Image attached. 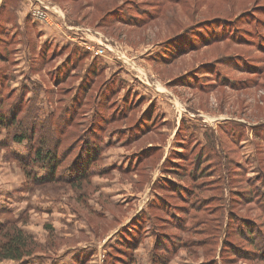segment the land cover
<instances>
[{"label": "rangeland", "instance_id": "obj_1", "mask_svg": "<svg viewBox=\"0 0 264 264\" xmlns=\"http://www.w3.org/2000/svg\"><path fill=\"white\" fill-rule=\"evenodd\" d=\"M55 1L69 24L96 28L122 52L108 48L99 58L92 56L84 46H93L94 51L99 48V40L90 36L75 41L63 38L55 41V45L48 37H42L45 23L37 20L41 30L33 25L29 36L17 35V43L6 47L11 53V61L0 62V70L9 69L8 86L3 83L5 76L0 73L2 116L6 107L1 105L2 101L10 102L15 98L19 102L13 101L12 109L21 110L19 96L23 97L26 105L34 104L33 113L41 123L55 108L71 105V102L75 106L79 99L85 98L83 109L87 108V113L76 120L71 129L80 125L79 129L86 130L89 119L94 115V99L101 100L107 90L100 87L103 81L96 74L86 97L82 93L77 94L74 89L82 81L88 83L91 74H94L88 68L90 59H96L105 68L106 78L117 74L123 79L118 96H109L101 106L100 115L106 116L107 121L102 123L97 117L98 125L103 124L107 132L119 131V135H126L129 131L130 140L123 144L119 136L111 134L113 143L107 147L104 141L98 143L96 132L97 135L85 136L75 147L80 146L81 153L87 142L89 147L85 153H89L92 143L101 145L100 173L96 169L91 181L86 185L79 183L78 187L60 183L59 180L34 186L32 179L28 181L19 165L9 158L8 152L28 155V142L38 147L34 149L47 144L52 147L51 138H48L45 129L41 132L32 127V122L25 121L23 134L27 142H10V129H14L10 119L0 123V224L11 218L15 227L29 238L26 249H23L25 255L19 261L0 260V264H113V258L108 261L109 253L113 251L111 246L122 240L121 230H134L132 219L146 213L149 202L157 194L161 200L155 202L149 213L156 222L158 218V224L163 226L167 237L187 234L170 225L172 223L170 217H165L164 207L179 204L186 208L195 203L197 217L216 222L215 212L208 211L212 207L219 208L220 194L224 202L223 226L227 220L224 208L232 207L230 212L234 217L237 216L235 213L238 214L236 218L242 231L239 236H234L236 224L233 222L228 229L226 241L233 244V249L230 246H224V249L236 251L234 255L226 251L219 255L224 240L222 230L218 245L203 247L204 242H201L202 245L195 248H182L168 264H208L212 258L220 264L222 257L233 258L228 264H264V239H260L249 227L253 224L257 232L264 231V211L258 205L261 200L255 197L256 201H253L245 184L228 185L225 180L219 193L218 183L211 181L209 173L203 177L200 173L195 174L192 178H198L191 182V177H177L178 172L166 171V168H182L187 164H190L189 169L192 167L194 155H185L177 139L182 122L184 131L193 140V147L197 145L201 148L207 144V136L223 141V147L216 144L214 149L223 160L226 152L229 154L227 160L239 167L243 164L246 171L239 170L237 174L242 173L246 180L257 179L261 167L264 171V138L255 139L261 132L264 136V0ZM3 2L0 0V6ZM36 5L37 0H22L18 12L21 16H31ZM49 14L54 15L50 11ZM19 22H22L21 18ZM10 34L14 36V32ZM61 43V48L74 46L89 57L77 59L72 53L69 63L72 65L75 61L74 67H69L66 73L65 67L56 69L67 55L66 50L53 54V48ZM154 58L161 62H155ZM129 90L144 99L145 103H138L132 109L126 106L127 109L123 110L124 105L122 108L117 103ZM150 101L155 102V111L163 118L164 124L154 119L145 123L147 117L139 119ZM115 104L120 107L118 112L122 108V113H117ZM65 123L60 124L62 128ZM232 123L243 127L242 137L236 138V131L228 129ZM17 125L22 128L21 122H15L14 126ZM223 131L227 132L229 141ZM255 132L257 134L254 135ZM37 135L40 139H36ZM219 150H224V153ZM176 154H179L176 156L177 165L170 164ZM92 156L93 152L89 159ZM128 157H132L130 161L133 164L128 163ZM258 158L262 159V163H258ZM85 165H80L81 173ZM37 173L43 175L42 170L38 169ZM216 175L230 180L225 167ZM163 176L169 179L168 184L160 185L161 189L152 188L153 183L162 181ZM170 184H184L190 189L188 205L179 203L181 196L173 187H167ZM255 186L264 192L260 184ZM98 203L108 210L103 216L93 213L99 210L96 207ZM179 211L182 213L183 208L178 210L179 217L183 219L185 215ZM11 230L9 233H12ZM148 233L145 232L143 241L134 250V264H150L152 238ZM3 234L0 240L7 238ZM160 252L164 253L163 250ZM115 258L120 261L117 264H124L126 260L122 250H117Z\"/></svg>", "mask_w": 264, "mask_h": 264}, {"label": "trees", "instance_id": "obj_2", "mask_svg": "<svg viewBox=\"0 0 264 264\" xmlns=\"http://www.w3.org/2000/svg\"><path fill=\"white\" fill-rule=\"evenodd\" d=\"M21 0H4L3 4L0 7V62L5 64L6 62L11 61V53H9V50L7 48L9 47V44L12 46L13 43H17V35L19 36H29L30 32L32 30V27L34 28L33 24L29 22L28 16L23 20L22 26L17 24V15H16V10L20 4ZM56 2L55 0H53ZM58 3V2H57ZM127 22V21H126ZM30 25V26H29ZM224 25V23H223ZM11 32H14V36H11ZM31 39V38H30ZM7 47V48H6ZM51 48V47H50ZM49 49V48H48ZM52 49V48H51ZM53 54L55 53H61L66 50L67 55L65 56V59L63 62L60 63V66H58L56 69L59 68H66L65 73L69 70V67H71L75 64V61L72 65H70V58L72 56V53L75 54L77 59H82L83 57H89L86 53L81 52L79 49H77L74 46H66L62 48H53ZM7 50V51H6ZM62 55V54H61ZM95 59V58H93ZM163 59V58H162ZM74 60V59H73ZM155 62H161L158 60V58L153 59ZM72 63V62H71ZM5 67V66H4ZM88 68H90L94 74H91L90 80L88 83L82 81L76 90L77 94L82 93L81 95H84L85 97L87 96V90L89 86L93 84V76L100 75L103 83L100 87H104L107 91L105 95L100 99L97 97L94 99V103L92 105V109L94 110V115L91 116L89 119V125L87 126L86 130L84 129H79L81 126L77 129H71L72 125L76 124V120L81 119L84 117V115L87 113V108L83 109V100L85 99H79V102L76 103V105H73V102H71V105L68 104L67 106H63L61 108H55L52 114L48 117V119L44 122L41 123L34 115V104L29 103L28 105L23 102V97L19 96L21 102H22V107L20 111H16L12 109L11 103L14 101H18L15 98L10 101V102H5L2 101L1 105L6 106L5 110L3 112L4 116H2V112L0 113V123L5 122L6 120L10 119V124L13 125L12 127L14 129H10L11 134H12V139H10V142H16L19 144H23L26 140V136L23 134V130L26 128V125L24 124L26 122H32L33 125L32 127L34 129L37 128L39 131H44L47 133L48 138H51V143L54 146V141L56 140V148L53 149V146L51 147L50 145H44L40 149H34L38 147H33V142H28L29 144V154L28 155H21L19 153H13V152H8L9 158L14 161L16 164L19 165L20 170L25 174V178L29 181L30 178L32 179L31 181L33 182L34 186L40 185V184H47V183H52L55 180H59L58 182L63 183V184H69V185H76L75 187L79 186V183H84L86 185L88 182L91 181L92 176L95 173L96 169H99V173L101 172V156L103 153V150L101 149V145L97 146V144L92 143V146L89 148V153H85V150L89 147L88 143L86 142L84 144L85 149L80 151V146L79 148L75 147L76 143L79 141L80 143L84 139L83 137H87L91 134H95L96 132L98 134V143L101 141V144L104 141L105 146L109 147L112 145V141L109 135H117L119 136L121 143H126L128 142L129 139V131L127 132L126 135H119V131H110L107 132L105 129H103V124L98 125L97 122V117L101 119L102 123L104 121H107L106 116L100 115V109L103 104H105V101L109 96L115 97L118 96V93L120 90V86L122 87V78L117 75V74H112L108 78L105 77V68L101 66L96 59L91 60L89 63ZM72 70V69H71ZM9 69L3 68L0 70L1 76H5L3 78V83L8 86V80H9ZM58 71V70H57ZM89 71V69H88ZM87 75V74H85ZM69 77V75L67 76ZM66 77V78H67ZM83 78L85 77L84 75L82 76ZM7 79V80H6ZM122 79V80H121ZM2 81V78H1ZM61 82V81H60ZM46 94V93H45ZM132 94V95H131ZM131 95V98H130ZM126 98H125V97ZM121 96L122 98L120 100V106L124 105V109H127L129 107L132 109V107L143 104L145 103V100L142 98H139L134 92L131 93V91H126L125 95ZM119 98V97H118ZM139 103V104H138ZM149 106H147V109L143 112H141L140 120L144 119V117H147V121L145 123H148L150 119H154V121L159 122L160 124H164L163 118L158 116V114L155 111L156 104L154 101L149 102ZM115 104V108L117 109V113H122V108L121 112H118V109L120 107ZM71 106V107H70ZM73 106V108H72ZM82 106V107H81ZM113 112V111H112ZM16 113V114H15ZM19 115V116H18ZM150 117V118H149ZM62 119H64L63 122ZM21 122L22 123V128L21 126H14L15 122ZM63 125H60L61 123ZM152 123V122H150ZM149 123V124H150ZM0 126H2L0 124ZM226 129V128H225ZM229 130L236 131V138H240L243 136L242 130L243 127L240 124H234L232 123L231 126L228 127ZM84 130V131H83ZM179 132L177 133V139L179 140V143L181 148L185 151V155L190 156L194 155L193 158V163L192 167L189 169V165H183L182 168H166V171L172 172V173H177V177H183L186 176L188 179L195 174L203 175L204 174H210L211 176V181L218 183L219 187V193L221 191V185L224 184V181H227V184H236V183H242L245 184L246 191L249 193L250 197L253 199V201H256V199H260L261 203H258L260 205V208L264 211V192H261L255 185L260 184L261 188L264 189V171L262 170V167L260 168L261 171L259 173L258 178L254 180H246L245 176L240 173L237 174V171L243 170L246 171V167L241 164V166H237V164H234L232 161L227 160V156L229 155L228 153H224V150H219L224 153L225 157L224 160L220 153L217 154L216 150L214 147L216 144L220 147H223V141L220 139H213V136H207V144L199 148V146H194L193 147V140L186 134V131H184V122H182L179 125ZM227 131V129H226ZM224 132V135L227 138V132ZM14 132V134H13ZM221 132V134L223 133ZM181 133V134H180ZM262 133V132H261ZM259 133L260 135L255 136V139H262L264 136ZM95 134V135H97ZM257 134L256 132L254 135ZM223 135V134H222ZM118 138V137H117ZM36 139H40L38 135L36 136ZM106 139V140H104ZM183 142H181V141ZM50 141V140H49ZM229 141V140H228ZM27 142V141H26ZM78 142V143H79ZM232 145L235 146V143ZM236 148V147H235ZM76 149V150H75ZM93 152V156L91 159H89L90 154ZM256 153L257 152V147H256ZM181 154V153H180ZM176 154L175 157L173 158L174 160L169 161L170 164H176V159H177ZM82 156V158H81ZM173 157V156H172ZM170 158V157H169ZM30 159V160H28ZM130 160H133L132 157H128V163L133 164ZM164 163H166L167 158L164 159ZM24 162V163H22ZM27 162V163H26ZM262 163V159L258 158V163ZM26 163V164H25ZM86 163L85 165V170L82 171L80 169V165ZM137 163V159L134 164ZM224 163V164H223ZM240 165V164H239ZM131 166V165H130ZM129 166V167H130ZM225 167V172L226 176L230 177V180H228L225 176H215V174H219L220 170H224ZM131 168V167H130ZM42 170L43 175L39 176L37 173V170ZM189 169V170H188ZM26 170H28L26 172ZM198 173H196V172ZM79 172V173H78ZM28 176H27V175ZM238 176V177H237ZM198 178V176H197ZM196 178V179H197ZM196 179L190 180L191 182L195 181ZM167 178L163 176L162 181H156L153 183L152 188H162L160 185L168 184ZM167 187L174 188V191H178V193L181 196V200L179 203H183V205L189 204V199H188V191L190 190L187 186H184V184H170L167 185ZM230 189V188H229ZM192 191V190H191ZM230 192V190H229ZM233 192V191H231ZM156 195V194H155ZM187 195V196H186ZM233 195V194H232ZM157 197V198H156ZM153 198L152 201L149 202L147 206V211L146 213L142 214L141 216H136L132 219L134 221V224H131V227H133L134 230L128 231V230H121V237L122 240L119 241L120 243L113 244L111 246V251L109 253L110 258H108V261H110L111 258H113V264H117V262H120L115 258V253L117 250L119 252L122 250L125 254L126 260L124 264H134V250L137 248V246L143 241L144 239V234L145 232H149L148 234L152 238V244L149 250V258H150V264H168L169 260L171 257L177 252V250H180L182 248H195L204 242V246L206 245H218L220 241V236L223 230V236L224 240H222V245L221 249L219 251V255L223 253V251H226L229 255H234L235 252H231L226 248L224 249V246L228 247L230 246L231 249H233V244L228 243L227 237L229 236L228 234V229H230L231 223L233 222L236 224L234 226L233 234L234 236H239L238 234H242L241 231V225L239 221L237 220L238 214L236 217L233 216V213L230 212L232 207L225 209L224 211L227 213L226 215V225L225 227L223 226V219H225V213L223 212V206L224 202L222 200V194L219 196V201L217 202L219 205V208L212 207L208 211L209 212H215V215L217 216L216 222L206 219L203 217H197L195 212L198 211V208L196 207L197 204L195 203H190L188 207H183L180 206L179 204L175 205H168L167 207H164L163 210L165 212V217H170V224L171 226L173 225L176 228H179V231H182L183 233H186L187 235H182L179 234L177 236H171L167 237L165 236L164 228L163 226L158 224V218L157 222L156 219L149 213V210L153 205L155 204L156 201H160L161 197L157 194V196ZM237 197L242 198L241 195H238ZM83 200V199H82ZM225 201V200H224ZM231 203H234L231 201ZM119 205H115L114 207H117ZM99 210L95 213L97 216H103L106 214L108 211L105 206L102 204H97ZM90 208V207H89ZM183 208V212L179 211L182 215H185L183 219L179 217L178 210ZM90 210H92L90 208ZM194 210V213L192 212ZM92 212V211H91ZM5 219V218H4ZM173 219V221H172ZM188 220H191V222H188ZM177 221V222H175ZM256 221V220H254ZM14 220L11 218H8L5 220L4 223L0 224V235L2 233L3 236L7 237L6 239L0 240V260H14V261H19L22 256L25 255L23 252V249H26L27 247V242H29V238L22 232L21 229L15 227ZM239 223V224H238ZM220 227V228H219ZM224 227V229H223ZM249 227L253 229V232L257 233V235L260 237V239H264V231H259L257 232V227H255L253 224H250ZM12 233H9L10 229ZM120 231V230H119ZM124 232V233H123ZM201 233V235H200ZM208 233L209 235H207ZM9 235V236H8ZM248 236V233H246ZM128 237H130L128 239ZM259 239V238H258ZM202 242V243H201ZM251 245H254L255 248L257 246L253 244V242H250ZM163 250L164 253H161L160 251ZM255 250V249H252ZM252 257V256H251ZM253 258V257H252ZM233 258L231 257H222L220 264H228L229 261H231ZM111 262V261H110ZM208 264H218L217 260L215 258H212V262Z\"/></svg>", "mask_w": 264, "mask_h": 264}, {"label": "crops", "instance_id": "obj_3", "mask_svg": "<svg viewBox=\"0 0 264 264\" xmlns=\"http://www.w3.org/2000/svg\"><path fill=\"white\" fill-rule=\"evenodd\" d=\"M21 1H20V3H21ZM41 2H43L44 6L47 8L46 13H47V20H48V22L45 23V25H44L45 28L42 29L43 31H45V34H43L42 37H48L49 39H51V41L55 45L57 43L55 41H58V40L63 39V38H71L72 41H75V39L82 40V39H85L84 37L90 36V35H87V34H82L80 31L75 30L76 28H89V29L92 28V29H96V28L90 27V26H82V25H79V24H69L68 21H67V18L65 17V14L63 13V11L60 8L59 4L57 5L56 3L51 2L50 0H42ZM35 7H37V6H35ZM18 11H19V9L17 8V10L15 12L16 15H17V20L16 21H17L18 25L22 26L23 20L27 16H21ZM49 11L51 13H53L55 16L52 15V14H49ZM20 18L22 19V22H19ZM28 18H29V22L31 24L38 26V28H40V30H41V27H39V23L37 22L36 19H34L31 16H28ZM55 21H56V23H55ZM37 31H38V29H37ZM38 33H39V31H38ZM72 38H74V39H72ZM48 43H50V42H48ZM62 44L63 43L59 44L56 47L57 48H61ZM120 52H122V51H120ZM90 61H91V59H90Z\"/></svg>", "mask_w": 264, "mask_h": 264}, {"label": "built area", "instance_id": "obj_4", "mask_svg": "<svg viewBox=\"0 0 264 264\" xmlns=\"http://www.w3.org/2000/svg\"><path fill=\"white\" fill-rule=\"evenodd\" d=\"M36 6L37 7L32 10L31 16L34 17L39 22L47 23L48 22L47 13H46L47 8L44 6V3L41 2L40 0H37ZM75 30L80 31L82 34L90 35L95 40H99V42L97 43L99 48L95 49L94 51H93L94 49L93 46H89V47L84 46L86 48V51L90 52L92 56H96L97 58H99L98 56H101L102 53L105 52V49H108V48L109 50H116L118 53H120L119 49L121 48L117 45L111 44L110 41L96 29L76 28Z\"/></svg>", "mask_w": 264, "mask_h": 264}]
</instances>
